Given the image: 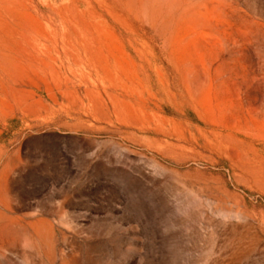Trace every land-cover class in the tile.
I'll list each match as a JSON object with an SVG mask.
<instances>
[{"label": "rangeland", "instance_id": "1", "mask_svg": "<svg viewBox=\"0 0 264 264\" xmlns=\"http://www.w3.org/2000/svg\"><path fill=\"white\" fill-rule=\"evenodd\" d=\"M0 264H264V0H0Z\"/></svg>", "mask_w": 264, "mask_h": 264}]
</instances>
